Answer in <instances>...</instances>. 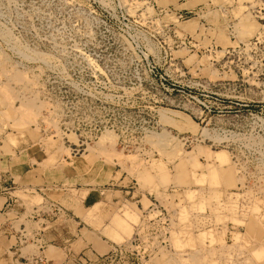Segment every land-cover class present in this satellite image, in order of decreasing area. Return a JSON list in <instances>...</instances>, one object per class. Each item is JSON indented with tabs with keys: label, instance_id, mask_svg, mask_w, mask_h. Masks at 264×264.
Instances as JSON below:
<instances>
[{
	"label": "rangeland",
	"instance_id": "1",
	"mask_svg": "<svg viewBox=\"0 0 264 264\" xmlns=\"http://www.w3.org/2000/svg\"><path fill=\"white\" fill-rule=\"evenodd\" d=\"M3 176L5 264H264V0H0Z\"/></svg>",
	"mask_w": 264,
	"mask_h": 264
},
{
	"label": "crops",
	"instance_id": "2",
	"mask_svg": "<svg viewBox=\"0 0 264 264\" xmlns=\"http://www.w3.org/2000/svg\"><path fill=\"white\" fill-rule=\"evenodd\" d=\"M7 182H6V178L5 176L0 177V216L4 215L1 211H3L6 206L8 205V200H10V193L8 192V188L6 187ZM44 222H46V220H44ZM37 233V232H36ZM7 229H6V224L0 223V242H5V240L7 239ZM52 234L55 235L56 237H58L59 241H60V246L62 247V249H64V244L66 245L67 241H68V235L66 230H62L60 229L59 231L57 230H53ZM37 236H39L40 241H43L44 238H46V231L41 230V233H37ZM8 240V239H7ZM10 240V239H9ZM37 241V240H36ZM64 243V244H63ZM0 264H5L7 262H9L5 257H6V253H8V249H6L4 246L0 245ZM39 247H42L41 242L39 243ZM59 248V250H62ZM52 255H50V258L54 259L56 258V256L51 252ZM57 261H59V258H56ZM61 261V260H60ZM59 264V262H58ZM60 264H67L65 261L60 262Z\"/></svg>",
	"mask_w": 264,
	"mask_h": 264
},
{
	"label": "bare ground",
	"instance_id": "3",
	"mask_svg": "<svg viewBox=\"0 0 264 264\" xmlns=\"http://www.w3.org/2000/svg\"><path fill=\"white\" fill-rule=\"evenodd\" d=\"M181 174H182V172H181ZM180 176H181V175H180ZM98 218H99V217H98ZM256 255H257L256 257H258V256L263 255V254H262V252H258Z\"/></svg>",
	"mask_w": 264,
	"mask_h": 264
}]
</instances>
